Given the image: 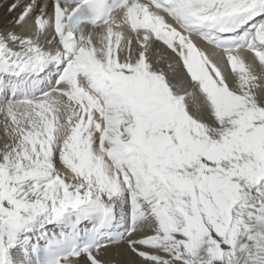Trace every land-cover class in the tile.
I'll return each mask as SVG.
<instances>
[{
  "label": "snow or ice",
  "instance_id": "snow-or-ice-1",
  "mask_svg": "<svg viewBox=\"0 0 264 264\" xmlns=\"http://www.w3.org/2000/svg\"><path fill=\"white\" fill-rule=\"evenodd\" d=\"M0 264H264V0H0Z\"/></svg>",
  "mask_w": 264,
  "mask_h": 264
}]
</instances>
